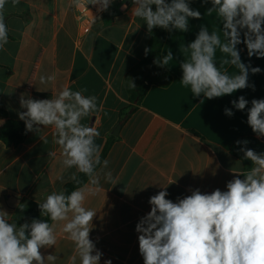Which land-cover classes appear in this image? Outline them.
Instances as JSON below:
<instances>
[{
	"label": "crops",
	"instance_id": "crops-1",
	"mask_svg": "<svg viewBox=\"0 0 264 264\" xmlns=\"http://www.w3.org/2000/svg\"><path fill=\"white\" fill-rule=\"evenodd\" d=\"M123 2L126 9L121 1L115 2L87 23L79 20L71 0H20L15 7L9 0L4 12L8 43L0 50V108L10 118L21 121L17 115L24 111L19 104L21 94L50 99L65 86L74 91L87 89L84 94L97 96L98 106L103 105L102 111L81 121L99 130L100 153L107 139L115 137L105 159L117 184L101 178L99 190L87 195L83 205L97 212L90 238L103 252L101 264L104 259H111L112 264H143L135 225L150 211L148 200L161 186L172 183L167 186V199L175 202L177 197L190 195L189 189L226 190L231 170L245 172L230 148L238 138L256 135L246 123L247 111L236 110L230 101L240 95L249 102L264 98V58H248L243 44L238 46L242 60L250 59L253 67L262 69L250 74L255 91L248 88L208 100L193 97L191 87L183 85L179 62L199 26L206 24L209 31L220 32L223 41L215 13L206 11L210 4L201 7L200 0H195L192 6L203 13L202 18L191 20L187 33L166 31L162 54L171 50L176 57L169 62L171 68H165L171 83L166 87L152 84L140 103L133 102L127 75L143 59L151 34L143 20L131 15V0ZM225 57L217 49L218 67ZM221 71L234 75L238 69L224 65ZM40 75L56 78L41 84ZM225 107L232 108V117L224 114ZM118 124L121 127L114 136ZM53 131L49 126L37 134L28 132L18 146L0 141V209L9 213L10 221L22 213L20 207L23 212L38 210L37 203L71 181L67 177L75 169L62 168ZM49 152L56 155L49 156ZM59 175L65 176V183L57 179ZM25 219L30 221V217ZM63 223L57 225L56 246L47 250L60 256L58 264H68L74 254L73 243L60 232Z\"/></svg>",
	"mask_w": 264,
	"mask_h": 264
},
{
	"label": "clouds",
	"instance_id": "clouds-1",
	"mask_svg": "<svg viewBox=\"0 0 264 264\" xmlns=\"http://www.w3.org/2000/svg\"><path fill=\"white\" fill-rule=\"evenodd\" d=\"M8 2L0 0V50L8 43L9 28L4 15ZM194 2L131 0V15L145 22L148 34L155 28L187 33L190 21L200 20L203 15L192 6ZM19 3L20 0H11L13 7ZM114 3L115 0H71V6L77 10L89 11L87 5H93L98 13L108 11ZM200 3L201 7L210 4L206 11L209 15L215 13L223 41L220 32L209 31L206 24L199 26L195 38L183 50L185 58L179 62L183 85L191 87L193 97L208 100L248 88L255 91L250 74H259L262 69L253 67L250 59L244 62L238 46L246 47L248 58H264V0H200ZM121 7L127 8L123 0ZM98 18L93 16V20ZM217 49L226 54L219 67L215 59ZM149 51L145 47V56ZM174 59V53L168 50L153 63L171 68L169 62ZM224 65L235 66L238 72L229 75L221 71ZM55 78L40 75L39 81L45 84ZM129 86L135 88L131 79ZM85 92L87 89L74 91L65 86L50 99L20 96V108L24 111L17 115L26 132L37 134L51 126L53 142L61 149L62 168L75 169L67 179L81 185L78 174L83 173L88 183L71 192L65 189L51 192L37 203L40 218L30 221L24 219L17 224L9 220L7 211L0 209V264H58L60 256L47 250L56 246L57 225L61 222L64 223L60 232L67 234L74 245L68 264H101L103 252L90 238L97 212L83 205L87 195H95L99 190L101 178L114 185L117 182L107 170L110 161L101 159V148L96 143L99 130L81 123L83 118L103 110L102 104L98 106V97ZM230 103L238 111H247V125L258 139L264 138V98L249 102L240 95ZM224 114L232 117L234 112L225 107ZM40 139L48 142L44 137ZM249 143L247 139L235 141L238 152L253 166L246 172L231 170L233 177L226 182V190L216 188L206 193L199 188L189 189L190 195L177 197L174 202L167 199L170 195L167 186L172 184L169 183L149 198L150 211L135 225L143 264H264V152L249 148ZM48 155L54 157L56 153ZM57 179L66 182L64 175ZM103 264H112V260L104 259Z\"/></svg>",
	"mask_w": 264,
	"mask_h": 264
},
{
	"label": "trees",
	"instance_id": "trees-1",
	"mask_svg": "<svg viewBox=\"0 0 264 264\" xmlns=\"http://www.w3.org/2000/svg\"><path fill=\"white\" fill-rule=\"evenodd\" d=\"M6 22V20H5ZM7 24V23H6ZM167 37V32L160 28L153 29L152 34L147 47L150 49L147 56L144 55L140 63H138L132 70L128 73L127 78L130 85V79L134 81L135 88L129 86V91L133 102L140 103L141 100L147 94L150 86L156 84L160 87H166L171 83V76L165 68L156 66L153 61L155 58L162 54V49ZM127 115V114H126ZM125 115V116H126ZM124 116V117H125ZM25 130V124L23 121L15 120L9 117L6 110L0 108V141L6 145L18 146L22 144L27 136ZM247 139L250 143L247 145L249 148L254 149L256 152H264V142L253 136L240 137L237 140ZM115 140V137L110 136L100 155L101 159L104 160ZM236 140V141H237ZM238 146L233 142L230 153L242 161L244 165V171L249 170L253 165L250 161L245 160L242 153L238 152ZM82 180L81 185H76L72 181L65 184L64 189L67 192L75 190L77 187H83L88 179L83 173L78 174ZM40 218L39 209L38 210H27L19 214L13 221L17 224L24 221L25 218ZM42 219H47V217H42ZM51 223V221H49Z\"/></svg>",
	"mask_w": 264,
	"mask_h": 264
},
{
	"label": "built area",
	"instance_id": "built-area-1",
	"mask_svg": "<svg viewBox=\"0 0 264 264\" xmlns=\"http://www.w3.org/2000/svg\"><path fill=\"white\" fill-rule=\"evenodd\" d=\"M118 1H121V0H115V2H118ZM87 8L89 9V11L85 9H80V10L75 9L77 16L81 22L91 23L92 21H94L93 16L99 17L103 13V12L98 13L96 6H93V5H87Z\"/></svg>",
	"mask_w": 264,
	"mask_h": 264
},
{
	"label": "water",
	"instance_id": "water-1",
	"mask_svg": "<svg viewBox=\"0 0 264 264\" xmlns=\"http://www.w3.org/2000/svg\"><path fill=\"white\" fill-rule=\"evenodd\" d=\"M120 127H121V124H118V125L115 127V129H114V131H113V135H114V136H117V135H118L119 130H120ZM261 141L264 142V138H261Z\"/></svg>",
	"mask_w": 264,
	"mask_h": 264
}]
</instances>
